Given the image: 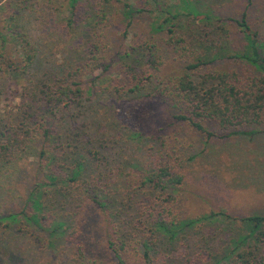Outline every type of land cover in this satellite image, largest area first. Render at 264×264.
Segmentation results:
<instances>
[{
	"label": "trees",
	"instance_id": "1",
	"mask_svg": "<svg viewBox=\"0 0 264 264\" xmlns=\"http://www.w3.org/2000/svg\"><path fill=\"white\" fill-rule=\"evenodd\" d=\"M38 1L0 0V250L5 248L11 256L17 246L15 236L21 231L38 240V245L46 241L56 248V240L66 237V221L55 219L51 211L64 198L65 204L87 203L112 221L124 219L127 226L139 231L149 225L152 241L131 238L117 226L108 248L125 264L133 243L140 246L142 262L154 264L152 247L161 239V231L175 236L178 226L181 231L195 222L186 223L171 211L173 193L183 189L185 175L168 163L157 162L153 167L129 169L119 164L115 174L98 147L101 141L122 133L112 129L111 134L104 126L108 113L103 111L100 118L95 113L86 134L74 125L75 111L82 112L87 101L97 108H112L111 95L131 102L143 93L150 97L160 94L171 97L176 122L186 123L208 138L214 136L207 130L208 123L227 130V137L255 136L260 133L255 126L264 120V41L252 31L246 13L235 20L202 15L185 0V12L160 0H64L56 8L55 1L41 0L53 4L49 12L65 16L61 24L66 36H59L64 44L49 64L44 61L43 48L55 41L52 36L35 41L30 30L39 17L27 15L34 13L33 6L39 8ZM247 1L250 6L252 0ZM116 11L122 16V40L108 36ZM147 14L153 18V30L164 33L161 42L182 56L183 65L176 74L170 75L160 57L161 43L150 37H129L136 21ZM183 15L194 24L192 33L202 27L207 46L201 48L207 52L197 47L196 39L189 43L188 35L179 34L183 27L177 21ZM50 18L48 15L43 23ZM231 23L246 40L242 49L229 47ZM225 59L246 61L258 74L242 76L219 67ZM96 89L109 94L107 100L96 103ZM21 161L30 164L31 170L10 174ZM124 170L128 171L125 178L119 176ZM6 181L25 182L22 201L15 206L2 200ZM126 196L135 199L134 204L139 200L133 213L122 205ZM218 214L231 218L224 210L212 216ZM235 220L250 230L234 242L233 264H264V215ZM197 264L208 263L199 258Z\"/></svg>",
	"mask_w": 264,
	"mask_h": 264
},
{
	"label": "rangeland",
	"instance_id": "2",
	"mask_svg": "<svg viewBox=\"0 0 264 264\" xmlns=\"http://www.w3.org/2000/svg\"><path fill=\"white\" fill-rule=\"evenodd\" d=\"M53 1L56 2L54 8L65 3L64 0ZM185 1L202 15L211 13L224 19L235 20L246 13L252 31L257 34L259 40L264 41V0H252L250 6L247 0ZM160 2L163 5L170 3L178 5L181 11L185 12L186 5L183 0H160ZM52 5L50 3L49 6L48 1L39 0V8L33 6L34 13L27 14L34 19L39 17L37 22H34L33 30H30L35 41H42L41 38L46 40L50 36L55 41V45L45 44L43 48L44 61L49 64L53 61L54 54L59 55L63 47V37L59 39V36H66L61 24L65 16L59 15L55 10L49 12ZM48 15H51V18L44 24V18ZM114 15V25L111 31L109 30L108 36L110 40H122V16L119 11ZM149 15L136 21V26L131 29L129 37H134L136 40L150 37L153 42L161 43L160 57L168 65L167 71L170 75L176 74L183 65L182 56L168 50L165 42L164 44L161 42L164 33L153 30V18ZM177 22L183 27L179 34L188 35L189 43L190 40L196 39L197 47L207 52L206 48H201L202 45L207 46V37L205 32H201L202 27L200 26V31L197 33H192L190 27L194 24L186 15ZM198 26L199 24H196V27ZM229 29L231 30V38H229L231 44L228 45L230 49L244 48L246 40L237 25L231 23ZM42 54V52L39 54L41 60ZM219 65L228 71L236 70L242 76L258 74L246 61L225 59ZM94 94L93 99H96V103L107 100L109 95L98 89L94 90ZM143 95L131 102H126L124 98L119 99L117 95H111L113 107H105L106 109L97 108L91 101H87L82 112L76 108V114L73 116L74 125L82 127L85 133L89 134L87 129L95 113H99V118L102 117L103 111L108 113L104 126L111 129V134H113L112 129L122 134L101 141L98 148L102 157L106 158L109 169L114 170L115 174L119 164L129 169L134 166L153 167L151 164L157 162L168 163L185 175L186 183L183 189L173 193L176 195L171 211L186 223L192 220L195 222L183 227L181 231L178 226L175 236L161 231V239L155 247H152L154 264H189L190 262L197 264L199 258H205L208 264H233L232 254L236 247L234 242L250 230L249 226L234 221V218L264 215V120L262 124L255 126L260 133L251 137L239 135L227 137V130H221L214 123H208L207 130L214 134L213 137L208 138L207 134L173 119L176 108L170 102L171 97L162 98L160 94L150 97L148 93ZM17 167L11 169L9 173L14 175L25 168L31 170L30 164L24 161L19 162ZM127 172L124 170V174L119 176L125 178ZM4 186L7 193L3 201L12 206L22 201L20 195H23L26 189L24 181L18 185L6 181ZM148 195L145 194L147 197ZM124 200L122 205L133 213L139 200L135 204L133 203L135 199L129 196ZM65 203L64 198H61L51 211L52 217L66 221L64 225L66 237L56 240L57 251H54L56 248H51L50 243L41 239L42 242L38 245V240L21 231L15 236L17 246L13 247L15 251L13 250L11 256L6 254L5 248H1L0 264H120L108 248L110 234L117 231V226L122 232L131 235V238L152 241L149 225L139 231L133 225L127 226L126 222H123L124 219L119 223L112 221L110 217L87 203L79 204L81 203L79 202L72 205ZM223 210L231 218L219 214L212 216L213 213L217 214ZM134 213L136 214V210ZM72 231L73 234H70ZM141 253L140 246L132 243L125 264H144Z\"/></svg>",
	"mask_w": 264,
	"mask_h": 264
}]
</instances>
